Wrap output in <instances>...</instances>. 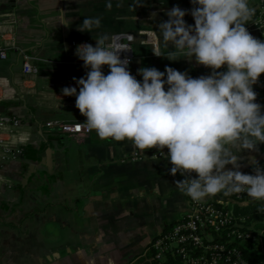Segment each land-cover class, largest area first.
Masks as SVG:
<instances>
[{
  "label": "crops",
  "instance_id": "0c3cea01",
  "mask_svg": "<svg viewBox=\"0 0 264 264\" xmlns=\"http://www.w3.org/2000/svg\"><path fill=\"white\" fill-rule=\"evenodd\" d=\"M259 1L249 0L250 7L255 10ZM174 6L189 10L184 20L194 25L190 0H0V43L10 41L5 58H0V76L13 95L0 105L3 112L20 117L31 134L23 152L0 168L11 181L0 190V264L147 261L151 240L190 211V198L175 184L185 177L170 174L167 153L158 155L156 148L141 152L131 141L102 140L95 131L66 134L48 124L86 120L75 103L63 102L60 92L46 88L50 79L58 90L76 87L82 77V60L69 46L73 39L94 43L101 36H128L134 49L131 74L140 81L142 67L162 72L172 67L192 78L209 75L211 69L194 58L172 61L152 51L167 55L172 50L159 40L158 25ZM85 17L99 18L100 26L93 32L78 31ZM62 20L71 24L65 26ZM245 27L258 38L250 21ZM22 53L38 66L37 75L22 73ZM109 71L105 65L104 74ZM253 90L257 96L262 93L260 77ZM258 148L239 154L241 172L251 166L250 156L264 158V143ZM241 205L261 208L264 202L246 196ZM258 214L264 217V212Z\"/></svg>",
  "mask_w": 264,
  "mask_h": 264
},
{
  "label": "clouds",
  "instance_id": "9594fccd",
  "mask_svg": "<svg viewBox=\"0 0 264 264\" xmlns=\"http://www.w3.org/2000/svg\"><path fill=\"white\" fill-rule=\"evenodd\" d=\"M190 2L194 25L184 20L189 10L172 7L158 25L159 40L172 50L167 55L152 51L172 61L194 58L211 69L209 75L192 78L172 67L163 72L142 67V81L137 80L128 70L129 60L120 58L125 48H113L101 36L95 46H77L75 55L88 71L76 80L78 92L77 87L62 92L76 97L86 128L100 139L128 140L141 152L156 148L163 153L167 148L170 174L185 177L175 184L192 201L246 193L264 202V168L255 156L248 158L254 174L239 170V154L259 151L264 143V106L256 102L253 90L264 74V40L245 27L255 10L249 0ZM99 26V18L85 17L78 31L93 32Z\"/></svg>",
  "mask_w": 264,
  "mask_h": 264
},
{
  "label": "built area",
  "instance_id": "2783aa9c",
  "mask_svg": "<svg viewBox=\"0 0 264 264\" xmlns=\"http://www.w3.org/2000/svg\"><path fill=\"white\" fill-rule=\"evenodd\" d=\"M250 25L257 30L258 37L264 40V0H260L256 6ZM82 43H90L93 46L96 44L91 40L73 39L69 46L76 51L77 46ZM106 43L111 44L113 48H125L119 55L121 59L129 60L128 70L131 72V61L134 58L131 39L116 33L111 35ZM9 45L10 41L7 43V40H4L3 44L0 43V58H5ZM21 69L24 75L39 73L38 66L32 64L30 56L26 53H22ZM87 71L82 61V77L86 76ZM260 82L263 91L257 96L256 102L264 106V74H261ZM56 85L55 80L50 79L46 88L53 93L60 92V99L63 102L75 103V96H65L62 92L63 87L58 90ZM76 87L78 92L79 86ZM10 98H13V95L8 88L7 80L0 76V104ZM85 121L54 120L48 124L56 125L66 134H89L91 131L86 128ZM30 142L31 134L22 119L0 110V168L6 160L20 155ZM167 152L165 148L163 153L158 151L157 154L163 155ZM258 162L261 168H264V158ZM243 172L254 174L252 165ZM2 185L10 187L11 181L0 173V190ZM246 196V193L223 195L214 203H198L190 199V211L151 240L146 248V260L162 261L165 256L170 255L183 264H251L244 257L239 243L256 240L264 251V229L255 230L253 224L244 225L248 216L234 210V205L241 204Z\"/></svg>",
  "mask_w": 264,
  "mask_h": 264
},
{
  "label": "trees",
  "instance_id": "16d2710c",
  "mask_svg": "<svg viewBox=\"0 0 264 264\" xmlns=\"http://www.w3.org/2000/svg\"><path fill=\"white\" fill-rule=\"evenodd\" d=\"M257 39L262 40L260 37H258ZM234 210L244 215L247 216L249 215L248 220L244 222V225L248 226L250 224H253V228L255 230L264 229V217L261 214H258V212H264V207L260 208L259 205L243 206L241 204H235ZM254 210H258L257 213ZM263 245H264V236H263ZM239 247L241 248L244 257L251 264H264V251L261 250L258 241L245 240L239 243ZM135 264H183V263H181L178 259L170 255H167L162 261H155V260L143 261V259L140 258Z\"/></svg>",
  "mask_w": 264,
  "mask_h": 264
},
{
  "label": "rangeland",
  "instance_id": "374dc122",
  "mask_svg": "<svg viewBox=\"0 0 264 264\" xmlns=\"http://www.w3.org/2000/svg\"><path fill=\"white\" fill-rule=\"evenodd\" d=\"M86 1H87V3L90 2V0H86ZM87 13L90 14L91 13V10L90 11H87ZM125 264H133V263L132 262H127Z\"/></svg>",
  "mask_w": 264,
  "mask_h": 264
},
{
  "label": "water",
  "instance_id": "95a60500",
  "mask_svg": "<svg viewBox=\"0 0 264 264\" xmlns=\"http://www.w3.org/2000/svg\"><path fill=\"white\" fill-rule=\"evenodd\" d=\"M4 109V106L3 105H0V110L2 111Z\"/></svg>",
  "mask_w": 264,
  "mask_h": 264
}]
</instances>
